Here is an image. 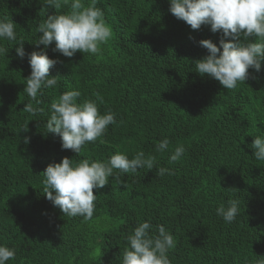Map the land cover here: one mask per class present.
I'll use <instances>...</instances> for the list:
<instances>
[{"label": "trees", "instance_id": "obj_1", "mask_svg": "<svg viewBox=\"0 0 264 264\" xmlns=\"http://www.w3.org/2000/svg\"><path fill=\"white\" fill-rule=\"evenodd\" d=\"M43 7L40 0H0V18L16 23L28 53L44 47L32 44L36 27L55 9ZM97 7L111 26V41L99 56L77 51L65 57L52 51L54 43L46 49L57 60L49 75L58 85L40 97L44 112L37 116L23 112L27 57H17L18 45L0 42L13 46L0 57V245L16 252L7 264H122L126 236L144 221L152 225L150 234L163 225L174 236L170 264L264 258V161L249 147L264 137V61L260 72L249 69V79L230 90L194 69L208 54L200 40L219 46L220 33L210 26L191 29L169 12L168 0H98ZM71 89L81 92L78 103L98 93L100 114L110 110L117 120L79 155L62 150L58 135H44L51 103ZM165 137L169 149L156 152ZM179 145L186 153L170 163ZM141 150L175 174L160 177L155 167L115 170L118 179L93 189L92 220L64 216L43 193L41 173L64 157L103 161L117 151L132 158ZM230 198L240 211L227 224L215 210Z\"/></svg>", "mask_w": 264, "mask_h": 264}, {"label": "clouds", "instance_id": "obj_2", "mask_svg": "<svg viewBox=\"0 0 264 264\" xmlns=\"http://www.w3.org/2000/svg\"><path fill=\"white\" fill-rule=\"evenodd\" d=\"M44 9H55L54 14H46V18L38 23L36 33L38 39L32 44L43 49L30 53L25 51L23 37H18L16 23L7 17L0 18V42L8 41L15 48L17 57H27L31 73L24 78L23 92L27 97L23 112L37 116L44 112L39 105L40 97L46 89L58 85L57 77L49 75L57 60L50 59L46 49L53 43L54 52L65 57H73L77 51L99 56L103 53V45H107L112 37L111 26L106 22L104 12L97 7L98 0H40ZM169 12L177 19L184 21L193 30L202 25L210 26L213 33H220L219 46L210 39L199 41V45L207 49L208 54L194 62V69L201 75H208L230 90L238 83H245L250 76L249 69L261 71L264 61V0H168ZM13 47V46H12ZM10 47V48H12ZM9 47L0 43V57H7ZM81 97L78 89L63 91L50 105L49 116L44 127L46 134L60 137L61 149L72 150L79 155L82 148L103 137L110 125H116V114L108 111L100 114L97 100ZM28 131V124L22 128ZM30 142V137H24ZM103 143V140H100ZM170 140L165 137L155 146L156 152L169 149ZM253 156L264 161V137L256 136L249 145ZM186 153L183 145L175 147L168 157L169 162H178ZM156 157L138 151L132 158L117 151L106 160L84 158L78 162L68 157L59 163H51L41 173L44 177L46 199L53 207L59 208L69 218L82 217L87 222L94 217L96 208L93 189L104 188L109 178L118 179L115 170L121 173H136L139 169H157V175H174L167 167H157ZM54 193V194H53ZM216 215L227 224L233 223L239 214V201L229 199L227 204L216 208ZM152 225L148 221L138 223L126 236V247L122 253V264H170L168 253L174 249V236L165 226L157 225L156 233L150 234ZM14 248L0 245V264L14 260ZM254 264H264V258L257 259Z\"/></svg>", "mask_w": 264, "mask_h": 264}]
</instances>
